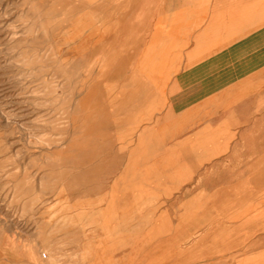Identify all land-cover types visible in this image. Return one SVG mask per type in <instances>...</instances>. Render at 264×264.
<instances>
[{
    "label": "rangeland",
    "instance_id": "rangeland-1",
    "mask_svg": "<svg viewBox=\"0 0 264 264\" xmlns=\"http://www.w3.org/2000/svg\"><path fill=\"white\" fill-rule=\"evenodd\" d=\"M191 2L0 0V264H264V110L142 140Z\"/></svg>",
    "mask_w": 264,
    "mask_h": 264
},
{
    "label": "crops",
    "instance_id": "crops-1",
    "mask_svg": "<svg viewBox=\"0 0 264 264\" xmlns=\"http://www.w3.org/2000/svg\"><path fill=\"white\" fill-rule=\"evenodd\" d=\"M180 12L185 14L183 26L158 23L147 44L168 54L153 60L152 67L145 61L133 71L143 78H167L161 96L164 88L170 94L160 121L145 129L146 153H153L148 141H155L158 131L161 141H177L178 136L183 143L208 141L201 137L212 135L207 126L193 134L195 122L215 117L224 128L230 110L234 125L235 117L241 121L245 116L242 111L256 118L264 110V0H192ZM181 147L175 144L170 153L184 152ZM189 147L193 150L192 143Z\"/></svg>",
    "mask_w": 264,
    "mask_h": 264
},
{
    "label": "bare ground",
    "instance_id": "bare-ground-1",
    "mask_svg": "<svg viewBox=\"0 0 264 264\" xmlns=\"http://www.w3.org/2000/svg\"><path fill=\"white\" fill-rule=\"evenodd\" d=\"M150 39V38H149ZM153 53H154V50H153ZM9 259V258H8Z\"/></svg>",
    "mask_w": 264,
    "mask_h": 264
},
{
    "label": "built area",
    "instance_id": "built-area-1",
    "mask_svg": "<svg viewBox=\"0 0 264 264\" xmlns=\"http://www.w3.org/2000/svg\"><path fill=\"white\" fill-rule=\"evenodd\" d=\"M45 258H46V256H45Z\"/></svg>",
    "mask_w": 264,
    "mask_h": 264
}]
</instances>
